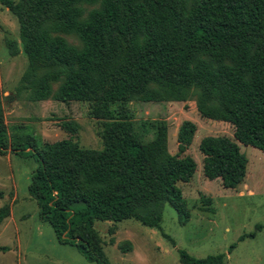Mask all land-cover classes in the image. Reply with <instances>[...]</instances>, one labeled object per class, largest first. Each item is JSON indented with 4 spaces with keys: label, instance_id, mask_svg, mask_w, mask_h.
<instances>
[{
    "label": "trees",
    "instance_id": "1",
    "mask_svg": "<svg viewBox=\"0 0 264 264\" xmlns=\"http://www.w3.org/2000/svg\"><path fill=\"white\" fill-rule=\"evenodd\" d=\"M19 25L28 65L15 96L30 102H86L101 122L102 150L70 139L23 146L9 135L0 93V156L34 157L28 186L39 219L89 263L110 264L95 222L134 220L160 228L168 204L180 224L190 218L179 183L196 173L185 155L197 126L184 121L177 152L167 145V125L138 133L127 105L194 101L200 117L230 124L233 137L200 140L202 173L236 189L248 160L239 145L264 153V0H0ZM87 8H90L87 10ZM66 36L76 38L70 44ZM10 56L19 54L7 41ZM75 133V123L61 126ZM4 197L0 191V199ZM0 208V225L9 216ZM261 229L260 225L256 226ZM241 235L238 241L254 238ZM122 248L123 253L130 251ZM235 245L229 247V252ZM181 264H224L225 255L202 259L179 251Z\"/></svg>",
    "mask_w": 264,
    "mask_h": 264
},
{
    "label": "rangeland",
    "instance_id": "2",
    "mask_svg": "<svg viewBox=\"0 0 264 264\" xmlns=\"http://www.w3.org/2000/svg\"><path fill=\"white\" fill-rule=\"evenodd\" d=\"M90 8H87V10ZM77 45L73 36H66ZM7 41H14L20 50L10 56ZM28 65L19 40V25L15 16L0 5V93L3 115L9 135L18 136L23 146L41 149L45 143L70 139L79 147L102 150V123L89 114V104H63L48 100L30 102L22 92L15 101V89ZM138 133L146 141L153 138L150 124L167 125V145L171 154L177 152V133L184 121L196 126L192 145L185 155L191 156L197 170L187 183L178 187L187 203L190 218L180 224L179 215L164 205L159 229L149 228L134 220L119 223L95 222L94 228L103 242V251L110 264H181L179 251L202 259L224 254V264H264V153L250 146L239 145L248 160L244 181L236 189H224L219 180H207L202 173L199 142L207 136L233 137V127L224 122L200 117L195 102L143 103L127 105ZM75 123L77 130L69 133L61 126ZM11 160L7 163V156ZM38 167L34 157L24 158L7 153L0 157V190L4 197L0 207L9 205L16 222L10 225L7 237L0 245L9 248L0 253V264H94L87 262L75 248L60 244L52 228L39 219L35 200L28 194L31 176ZM14 198V200H13ZM261 229L257 230L256 226ZM254 238L238 241L241 235ZM131 249L123 253L122 248ZM235 248L229 252V247Z\"/></svg>",
    "mask_w": 264,
    "mask_h": 264
},
{
    "label": "crops",
    "instance_id": "3",
    "mask_svg": "<svg viewBox=\"0 0 264 264\" xmlns=\"http://www.w3.org/2000/svg\"><path fill=\"white\" fill-rule=\"evenodd\" d=\"M1 5V4H0ZM5 8V7H4ZM8 11V10H7ZM1 157V156H0ZM11 155L10 156H7V163L10 162L11 160ZM1 191V190H0ZM3 199V198H2ZM14 200V198H13ZM2 207V206H1ZM0 207V208H1ZM10 225H13V229H16V222L12 216V212L10 211V214L9 216L2 222V224L0 225V241H4L5 238L7 237V232H8V228ZM68 246V245H67ZM6 249L8 250L9 248L5 247L4 245H0V253L1 251L4 250V252L6 251Z\"/></svg>",
    "mask_w": 264,
    "mask_h": 264
}]
</instances>
